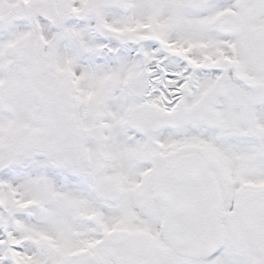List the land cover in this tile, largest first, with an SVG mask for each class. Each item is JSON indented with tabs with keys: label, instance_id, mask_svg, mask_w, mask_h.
<instances>
[{
	"label": "snow or ice",
	"instance_id": "snow-or-ice-1",
	"mask_svg": "<svg viewBox=\"0 0 264 264\" xmlns=\"http://www.w3.org/2000/svg\"><path fill=\"white\" fill-rule=\"evenodd\" d=\"M0 264H264V0H0Z\"/></svg>",
	"mask_w": 264,
	"mask_h": 264
}]
</instances>
